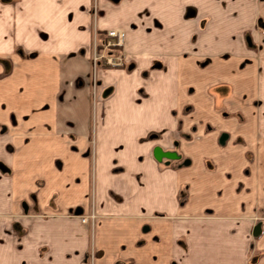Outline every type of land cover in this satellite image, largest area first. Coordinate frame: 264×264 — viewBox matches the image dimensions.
<instances>
[{"label": "crops", "instance_id": "0c3cea01", "mask_svg": "<svg viewBox=\"0 0 264 264\" xmlns=\"http://www.w3.org/2000/svg\"><path fill=\"white\" fill-rule=\"evenodd\" d=\"M205 4L0 0V264H264V2Z\"/></svg>", "mask_w": 264, "mask_h": 264}, {"label": "rangeland", "instance_id": "374dc122", "mask_svg": "<svg viewBox=\"0 0 264 264\" xmlns=\"http://www.w3.org/2000/svg\"><path fill=\"white\" fill-rule=\"evenodd\" d=\"M3 1H6V0H3ZM19 1V0H18ZM92 1H94V0H92ZM108 1H111L113 4H115L116 2H118L119 0H108ZM246 0H212V1H205V0H203V2H206V4L205 5H207L208 6V8H210L212 5V2L213 3H216V4H218V8L220 9V10H222V12H224V14L226 15L227 13H229V12H231V10H235L234 9V7H235V4H236V2H237V4H239V3H243V2H245ZM254 2H255V6H259V3L261 4V5H263L262 3L264 2V0H254ZM95 2H92V7H91V22H92V25L94 26L95 25V22H96V19L100 16V14L99 13H101L102 12V10H98V9H96V5L94 4ZM211 3V4H210ZM242 4H240V6H241ZM246 5V4H245ZM257 7H256V10H257ZM98 8V7H97ZM238 8H239V5H238ZM237 8V9H238ZM85 9H86V7L84 6V5H80L79 6V10L78 11H85ZM190 10H193V9H190ZM75 15H76V12H75V10H73V11H69V12H67V14H66V17H67V19L68 20H70V19H72V18H74L75 17ZM258 20V19H257ZM257 24H258V27L260 28V27H262L263 25H262V23H261V21H257ZM258 27L257 28H255L253 31L254 32H252V29L250 28V30L247 32V31H244L243 32V35H245L244 36V39H245V41H246V43L248 44L250 41H251V39L253 38L252 36H254L255 35V42L253 43L254 44V47H256V50L255 51H257L258 50V46H257V41H258V38H256V34H261V36H262V32H260V30H258ZM261 29V28H260ZM103 34H99V33H97L96 31H94L93 30V32H92V39H91V52H89V58H90V66H91V70H90V72H91V76H90V81H91V84H92V86L94 87L96 84H97V76L95 77V72H96V69L97 68H103V69H107V68H111L112 66H110V67H107L108 65H105V64H102V62L99 60V59H97L96 61H95V63H93V58L95 57V56H97L95 53H96V51L95 50H97V49H101V42H100V39L102 38L103 39ZM259 40H263V37H259ZM248 46H250V45H248ZM18 49V48H17ZM19 49H20V47H19ZM95 49V50H94ZM98 51V50H97ZM123 51V50H122ZM123 53L125 54V52L123 51ZM30 56L31 55H33V52H31V53H28ZM261 53H258L257 52V54L255 55V57H254V60H255V68H256V70L257 71H260L261 70V66L259 65V63H258V57H259V55H260ZM98 58V57H97ZM208 58H211V57H209L208 56ZM245 59H247V57L245 58ZM0 61L5 65L7 62H6V60H4V59H0ZM246 62V61H245ZM100 64V65H99ZM122 66V65H121ZM116 67H120V66H116ZM156 147H158V146H156ZM160 148V147H159ZM161 150V149H160ZM162 151V150H161ZM162 152H166V151H162ZM168 153H171V152H168ZM172 156H170V158H171ZM158 158H159V155H158ZM161 159V158H160ZM160 159H158V160H160Z\"/></svg>", "mask_w": 264, "mask_h": 264}, {"label": "built area", "instance_id": "2783aa9c", "mask_svg": "<svg viewBox=\"0 0 264 264\" xmlns=\"http://www.w3.org/2000/svg\"><path fill=\"white\" fill-rule=\"evenodd\" d=\"M123 37H124V33L120 29L106 30L103 39L100 41L101 49L100 48L97 49L98 51L94 49L96 51L95 54L97 56L93 58V63H95V61L99 59L102 60L103 63L108 66L116 67L121 65L122 60L124 58L123 52L113 55V54H107L106 51L113 47H121L123 42ZM88 220L92 221L93 216L80 218L81 224H86Z\"/></svg>", "mask_w": 264, "mask_h": 264}, {"label": "water", "instance_id": "95a60500", "mask_svg": "<svg viewBox=\"0 0 264 264\" xmlns=\"http://www.w3.org/2000/svg\"><path fill=\"white\" fill-rule=\"evenodd\" d=\"M223 137H224V136L222 135V136H221V139H222ZM153 155H154V157H155L156 159H160V158H162V157L169 156L170 153H168V152H162V151L160 150L159 147H155V148L153 149ZM158 155H159V158H158ZM76 214H77V213H76ZM258 233H259V229H258V227L256 226V227L254 228L252 234H253V236H257Z\"/></svg>", "mask_w": 264, "mask_h": 264}, {"label": "flooded vegetation", "instance_id": "af4514ba", "mask_svg": "<svg viewBox=\"0 0 264 264\" xmlns=\"http://www.w3.org/2000/svg\"><path fill=\"white\" fill-rule=\"evenodd\" d=\"M116 49H118L119 51H117ZM121 52H123L122 49H121V47H113V48L108 49V50L106 51L107 54H113V55L118 54V53H121ZM123 56H125V55H123ZM123 59H124V58H123ZM100 61L103 63L102 60H100ZM103 64H104V63H103ZM122 64H123V60H122L121 65H122ZM105 65H106V64H105ZM121 65H119V66H121Z\"/></svg>", "mask_w": 264, "mask_h": 264}, {"label": "trees", "instance_id": "16d2710c", "mask_svg": "<svg viewBox=\"0 0 264 264\" xmlns=\"http://www.w3.org/2000/svg\"><path fill=\"white\" fill-rule=\"evenodd\" d=\"M101 40H102V39H101ZM101 40H100V41H101Z\"/></svg>", "mask_w": 264, "mask_h": 264}]
</instances>
